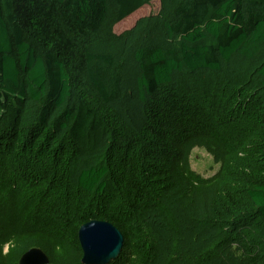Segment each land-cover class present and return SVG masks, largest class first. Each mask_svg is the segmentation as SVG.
<instances>
[{"label": "trees", "instance_id": "obj_1", "mask_svg": "<svg viewBox=\"0 0 264 264\" xmlns=\"http://www.w3.org/2000/svg\"><path fill=\"white\" fill-rule=\"evenodd\" d=\"M152 1L0 0V264H86L93 219L124 235L111 264H264V0H159L115 30Z\"/></svg>", "mask_w": 264, "mask_h": 264}, {"label": "water", "instance_id": "obj_2", "mask_svg": "<svg viewBox=\"0 0 264 264\" xmlns=\"http://www.w3.org/2000/svg\"><path fill=\"white\" fill-rule=\"evenodd\" d=\"M79 241L86 264H107L117 258L124 244V235L108 220L93 219L79 229ZM50 257L41 247H31L24 252L19 264H49Z\"/></svg>", "mask_w": 264, "mask_h": 264}, {"label": "rangeland", "instance_id": "obj_3", "mask_svg": "<svg viewBox=\"0 0 264 264\" xmlns=\"http://www.w3.org/2000/svg\"><path fill=\"white\" fill-rule=\"evenodd\" d=\"M160 1L153 0L151 4L145 5L141 9L134 12L130 17L122 20L115 26L117 32H122L123 30L131 27L135 21L143 15H148L150 13H155L159 10ZM221 162H216L214 157L206 150L204 147H195L190 154V170L193 172L190 176L197 181L202 179L209 180L218 175L221 171ZM46 226V225H44ZM42 228V220L33 217V219L27 223L23 224V229L26 231H40ZM49 246L52 248L53 252H58L59 247L51 239L49 240ZM13 245V240L7 241L0 247L1 252L6 253ZM116 259V258H115ZM111 261H114L112 259ZM109 261L107 264H111Z\"/></svg>", "mask_w": 264, "mask_h": 264}]
</instances>
